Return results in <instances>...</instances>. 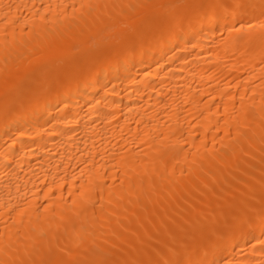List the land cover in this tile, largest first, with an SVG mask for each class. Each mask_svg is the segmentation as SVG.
<instances>
[{"label":"bare ground","instance_id":"1","mask_svg":"<svg viewBox=\"0 0 264 264\" xmlns=\"http://www.w3.org/2000/svg\"><path fill=\"white\" fill-rule=\"evenodd\" d=\"M0 264H264V0H0Z\"/></svg>","mask_w":264,"mask_h":264}]
</instances>
